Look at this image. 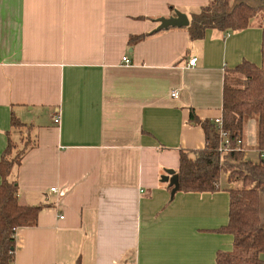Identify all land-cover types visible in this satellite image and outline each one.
Returning a JSON list of instances; mask_svg holds the SVG:
<instances>
[{
    "label": "crops",
    "instance_id": "0c3cea01",
    "mask_svg": "<svg viewBox=\"0 0 264 264\" xmlns=\"http://www.w3.org/2000/svg\"><path fill=\"white\" fill-rule=\"evenodd\" d=\"M211 2L0 0V158L11 118L30 126L34 147L8 179L20 205L42 207L16 231L13 264H216L232 250L217 232L227 192L172 195L162 181L180 151L204 149L190 115L222 116L225 70L261 65L258 23L195 41L186 28L156 31Z\"/></svg>",
    "mask_w": 264,
    "mask_h": 264
},
{
    "label": "trees",
    "instance_id": "16d2710c",
    "mask_svg": "<svg viewBox=\"0 0 264 264\" xmlns=\"http://www.w3.org/2000/svg\"><path fill=\"white\" fill-rule=\"evenodd\" d=\"M256 18L259 20L254 22ZM253 23H258L262 32L261 65L244 61L226 69L223 77V127L232 148L240 141V149L221 155L213 122L199 121L191 113L190 121L204 132L205 147L179 152L177 192L225 191L229 196L228 223L217 232L232 235L233 245L230 252L217 253L216 264H264V160L247 159L242 148L247 121L255 118L256 149L264 150V0H212L191 17L186 28L189 39L195 41L202 39L206 30L236 32ZM146 36H131L129 47ZM30 132V126L11 118L7 145L0 158V264L14 263L16 231L35 227L42 208L20 205L17 183L8 179L34 147Z\"/></svg>",
    "mask_w": 264,
    "mask_h": 264
},
{
    "label": "built area",
    "instance_id": "2783aa9c",
    "mask_svg": "<svg viewBox=\"0 0 264 264\" xmlns=\"http://www.w3.org/2000/svg\"><path fill=\"white\" fill-rule=\"evenodd\" d=\"M196 62H197V58L196 57H191L188 61H187V66L188 67H194L196 65ZM122 63L125 64V65H128L130 64V60L128 57H123L122 58ZM177 96V91H172L171 92V97H176ZM54 122L56 124L59 123V117H56L54 119ZM213 124H214V127H215V130H216V133L219 137V140H220V143H219V148H218V152L223 155V154H226L228 152H231L233 150H237V149H240L241 147V142L238 141L236 143V148L233 149L232 146H231V142L229 140V135L228 133L224 130V127H223V120H222V117H217L213 120ZM259 159L261 160H264V150L262 151H259ZM52 192H56V189L55 188H52L51 189ZM62 219V218H61Z\"/></svg>",
    "mask_w": 264,
    "mask_h": 264
},
{
    "label": "water",
    "instance_id": "95a60500",
    "mask_svg": "<svg viewBox=\"0 0 264 264\" xmlns=\"http://www.w3.org/2000/svg\"><path fill=\"white\" fill-rule=\"evenodd\" d=\"M175 17L170 18H160L159 26L156 31L167 30L169 28H187L189 26V20L184 13L175 11ZM163 182H168L169 186L172 187V195L177 192L179 188L178 175L174 171H167V176L162 177Z\"/></svg>",
    "mask_w": 264,
    "mask_h": 264
},
{
    "label": "rangeland",
    "instance_id": "374dc122",
    "mask_svg": "<svg viewBox=\"0 0 264 264\" xmlns=\"http://www.w3.org/2000/svg\"><path fill=\"white\" fill-rule=\"evenodd\" d=\"M259 19L256 18L254 22H257ZM249 123H256V119L255 118H251L247 121L246 124V128L248 127ZM256 127V126H255ZM256 129V128H255ZM246 133V132H245ZM252 142L250 144H247L246 141L244 140V148L247 151V154L245 153V156L247 159L250 160H254L255 156H256V130H255V134L252 135ZM252 151V152H251ZM254 151V152H253ZM223 179L226 180L225 176H223Z\"/></svg>",
    "mask_w": 264,
    "mask_h": 264
}]
</instances>
